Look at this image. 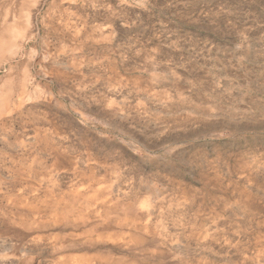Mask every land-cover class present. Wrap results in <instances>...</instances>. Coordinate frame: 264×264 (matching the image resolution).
<instances>
[{
    "label": "rangeland",
    "instance_id": "rangeland-1",
    "mask_svg": "<svg viewBox=\"0 0 264 264\" xmlns=\"http://www.w3.org/2000/svg\"><path fill=\"white\" fill-rule=\"evenodd\" d=\"M0 264H264V0H0Z\"/></svg>",
    "mask_w": 264,
    "mask_h": 264
}]
</instances>
